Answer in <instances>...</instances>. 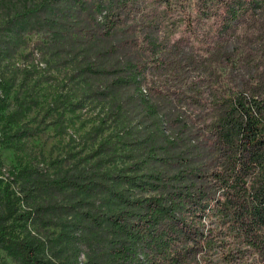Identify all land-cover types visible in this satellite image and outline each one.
<instances>
[{
    "label": "trees",
    "instance_id": "1",
    "mask_svg": "<svg viewBox=\"0 0 264 264\" xmlns=\"http://www.w3.org/2000/svg\"><path fill=\"white\" fill-rule=\"evenodd\" d=\"M139 1L28 0L0 18V65L40 32L62 65L73 61L44 112L55 133L92 123L73 164L54 160L49 174L30 144L38 67L0 75V148L17 158L6 175L0 155V249L20 264H59L63 251L64 264H264V69L244 63L247 78L223 80L217 66L236 68L239 49L198 57L161 35L157 15L135 21ZM179 4L192 32V12L221 5V30L250 17L264 41V0ZM38 220L59 228L54 255Z\"/></svg>",
    "mask_w": 264,
    "mask_h": 264
},
{
    "label": "rangeland",
    "instance_id": "2",
    "mask_svg": "<svg viewBox=\"0 0 264 264\" xmlns=\"http://www.w3.org/2000/svg\"><path fill=\"white\" fill-rule=\"evenodd\" d=\"M25 1L28 0H0V18L10 7L19 6ZM179 1L180 0H177L171 8H168L155 0H140L139 6H141L142 9L133 11L134 20H142L143 17L145 18L147 15H149V17L157 15V18L163 21L161 35H166L169 38L170 43H178L182 47H187L198 57L209 56L211 53H217L219 50L226 48L231 51L233 46L234 50L239 49L236 51L237 54L242 52L244 58L238 62L236 68L230 67L226 64L217 66V71L220 72L225 81L229 80L232 82L235 75L247 78L248 69L244 63L249 64L252 62L256 64L257 61L258 64H261V68L264 69V59L259 60L260 55L264 54L261 53L263 52L262 46H264V41H262L259 46V42H257L258 38L254 37V35L259 34V29L255 27L250 17L241 19L237 22L236 26H233L227 31L221 30L222 28L219 24L218 14L221 13L222 6L219 5L217 15L214 16L213 14L209 18L200 14V12H192V14L195 15L193 25L196 26V29L194 30L195 32H192V30L187 28L183 21L186 16ZM185 1L191 4L193 2V0ZM185 9L188 11L189 8L185 7ZM27 38L29 41L27 47L21 48L20 53L17 54L15 59L2 62L0 65V75L3 73L7 75L12 74L15 69L14 64L16 66L19 64H25L27 66L37 65L39 72L32 76L29 85H32L37 79L41 81V84L36 87V91L42 102L39 107L31 113V116H35L37 121L33 124L36 125L39 122L41 130L36 136L31 138L30 144L39 155L37 160L40 161L45 158V161L42 160L43 162L40 163V168L47 171L49 174H55L56 169L53 166L52 161L66 157L67 160L64 167L66 169L69 168L70 165L73 164L71 154L80 151V146L77 144L80 134L84 130H88L92 123H80V120L74 118V120L69 123L68 134L60 136L55 133L54 128L51 125L52 117H46L44 112L53 96V83H55L56 78L60 81L65 78L66 68L69 67V71L71 72L73 61L62 65L60 61L57 60V56L49 50L47 43L50 39L45 36V34H42L41 32L32 33L28 34ZM32 51L34 54L30 55L28 59L23 57L24 54ZM192 74H194V72H192ZM194 75L198 76L200 75V72ZM50 76L53 77L51 85L46 80ZM21 81L22 78L18 77L13 89H18V83ZM9 96L10 99H12V91ZM95 113H93V115H95ZM91 114V111L83 113L84 117H91ZM72 137L74 139H72ZM85 151L82 152V155H84ZM0 155L4 164V170L6 171V175H8L9 171L17 167L15 150L0 148ZM20 184L21 182H18L16 187L19 188ZM27 205L28 204L25 202L24 206ZM32 228L35 231H38L48 241L47 256L54 255L56 252L60 251L61 245L53 241L55 235L59 231L58 227L45 225L43 221L38 220L37 222L32 223ZM64 257L65 251L61 253L60 257L54 258L59 264H64ZM81 259H84V255H82ZM0 261H5L7 264H20L2 249H0Z\"/></svg>",
    "mask_w": 264,
    "mask_h": 264
}]
</instances>
